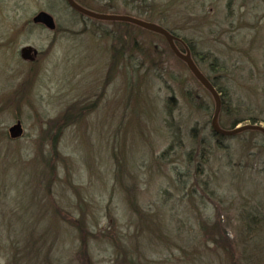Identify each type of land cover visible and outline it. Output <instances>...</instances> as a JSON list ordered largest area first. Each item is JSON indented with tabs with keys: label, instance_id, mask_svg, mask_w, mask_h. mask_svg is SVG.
<instances>
[{
	"label": "rangeland",
	"instance_id": "1",
	"mask_svg": "<svg viewBox=\"0 0 264 264\" xmlns=\"http://www.w3.org/2000/svg\"><path fill=\"white\" fill-rule=\"evenodd\" d=\"M79 1L164 24L240 114L264 109V0ZM213 110L155 33L65 0H0V264L263 262V133L215 135Z\"/></svg>",
	"mask_w": 264,
	"mask_h": 264
},
{
	"label": "water",
	"instance_id": "2",
	"mask_svg": "<svg viewBox=\"0 0 264 264\" xmlns=\"http://www.w3.org/2000/svg\"><path fill=\"white\" fill-rule=\"evenodd\" d=\"M65 1L71 9L77 11L82 15L100 20L118 21V22H126L130 24H134L163 36L169 48L174 53V55L186 64L187 68L190 70L192 75L212 96L214 100V110L211 117V127L215 133L222 136H233L245 130H257L262 132L264 136V126L260 124H245L227 130L222 129L219 126L218 115L221 107L220 93L214 88V86L210 83V81L206 78V76L198 69V67L196 66V64L194 63V61L190 56V52L188 50L185 53L181 52L176 45V41L178 39L172 33L168 32L165 28H163L162 26L156 23L145 21L143 19L133 17L130 15L105 14V13L103 14V13L93 12L81 6L75 0H65ZM32 23L42 25L50 31H54L56 28V23L54 21L53 16L46 11H38L32 17ZM37 54H38V50L32 47L31 45H25L20 49V57L25 61H34ZM8 132L10 138L12 139L21 137L23 133V129L20 121H17L15 124L10 126Z\"/></svg>",
	"mask_w": 264,
	"mask_h": 264
},
{
	"label": "trees",
	"instance_id": "3",
	"mask_svg": "<svg viewBox=\"0 0 264 264\" xmlns=\"http://www.w3.org/2000/svg\"><path fill=\"white\" fill-rule=\"evenodd\" d=\"M77 3H79L81 6L83 5L84 6V4L82 3V2H80L79 0H75ZM126 2H128V0H126ZM73 10V9H72ZM74 12H76V13H78L77 11H75V10H73ZM78 14H80V13H78ZM134 17H137V18H140L139 16H136V15H134ZM140 19H142V18H140ZM143 20H145V21H149L150 19H143ZM154 23H156V22H154ZM156 24H158V23H156ZM158 25H160V26H162L163 28H165L168 32H170V33H172L173 35H174V33H173V31L170 29V28H167L164 24H158ZM132 26L133 27H136L137 29H139V30H144V31H149V32H152V31H150V30H147V29H145V28H142V27H139V26H137V25H134V24H132ZM56 30V29H55ZM152 33H155V32H152ZM156 35H158V36H160V37H162L163 39H164V37L163 36H161V35H159V34H157V33H155ZM175 36V35H174ZM176 37V36H175ZM176 38H178V37H176ZM166 42V41H165ZM166 44H167V42H166ZM178 44H179V46H178ZM180 45H182V46H180ZM186 45V46H185ZM190 45V44H189ZM167 46H168V44H167ZM177 46H178V48L181 50V51H185V49H186V47H188L187 49H188V51L190 52V55H191V58H192V60L194 61V63L196 64V66L198 67V69L206 76V78L210 81V83L214 86V88L220 93V97H221V107H220V111H219V115H218V124H219V126L222 128V129H232V128H234V127H236L239 123H241L242 121H245V120H249L250 121V123L251 124H257V122H262L263 124H264V109H262V110H260V111H254V110H250V109H248V110H246V113L247 114H240V111L239 110H241L240 108H241V106L238 104V105H230L229 103H228V100H229V98H228V94L226 93V91L224 90V89H222L219 85H218V83H217V81H216V79L218 78V75H217V73L216 74H214V75H212V74H210V73H207V72H205V71H203V69H202V67L200 66V63H199V61H198V59L196 58V56H195V54L192 52V50L190 49V46H188V43H186V42H184L183 40H181L180 38H178V42H177ZM169 47V46H168ZM184 47H185V49H184ZM170 49V48H169ZM119 53V52H118ZM117 53V54H118ZM204 56H206V57H208V56H210V54L207 52L206 54H203ZM211 58H212V61H214L212 64H214V65H217L216 63H217V60H216V58L215 57H213V56H210ZM178 59V58H177ZM179 61H181L180 59H178ZM181 62H183V61H181ZM184 63V62H183ZM185 64V63H184ZM186 66V65H185ZM189 70V69H188ZM211 70H213V68H211ZM189 72H190V70H189ZM216 72V71H215ZM214 72V73H215ZM191 73V72H190ZM191 75H192V73H191ZM193 76V75H192ZM193 78L195 79V81L200 85V87H202V89L205 91V92H207L209 95H210V93L198 82V80L193 76ZM184 94H185V96H186V99H188V101L189 102H191L192 101V96H191V91H189V90H184ZM212 97V96H211ZM168 102H167V104H168V106H169V108H171V106L173 105V103H172V101H171V99H168L167 100ZM193 102V101H192ZM243 112H245V108H244V110H243ZM232 115H234V118L230 121V124H228V125H225V124H223V123H221V121H220V118L219 117H222L223 118V116H226V117H230V116H232ZM235 115H237V116H235ZM211 129H212V127H211ZM197 130V128H193L191 131L192 132H194V131H196ZM213 131V130H212ZM242 132H248L249 134H252V135H258V134H262V132H260V131H257V130H245V131H242ZM242 132H239V133H242ZM213 133L215 134V135H219V134H217V133H215L214 131H213ZM239 133H237V134H239ZM236 135V134H235ZM219 136H222V135H219ZM263 138H264V136H263ZM203 149V148H202ZM167 150L168 151H170V149H166L164 152H163V154L164 153H166L167 152ZM193 157L192 156H190V153H188L187 154V162L189 163V165H191L192 163H193ZM88 257V256H87ZM89 260H88V258H86V256H85V262L83 263V264H89ZM247 262V261H246ZM238 264V263H237ZM251 264H264V260H263V262H262V259H260V257H258V256H256V258H254L252 261H251Z\"/></svg>",
	"mask_w": 264,
	"mask_h": 264
}]
</instances>
